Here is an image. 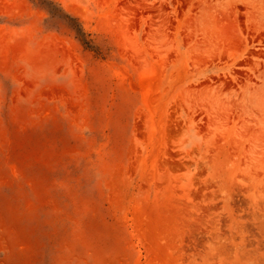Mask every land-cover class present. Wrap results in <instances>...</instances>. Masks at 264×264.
<instances>
[{
    "label": "rangeland",
    "instance_id": "rangeland-1",
    "mask_svg": "<svg viewBox=\"0 0 264 264\" xmlns=\"http://www.w3.org/2000/svg\"><path fill=\"white\" fill-rule=\"evenodd\" d=\"M0 264H264V0H0Z\"/></svg>",
    "mask_w": 264,
    "mask_h": 264
}]
</instances>
